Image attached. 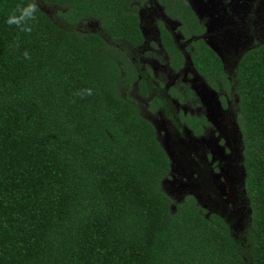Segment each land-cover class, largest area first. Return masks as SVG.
Returning <instances> with one entry per match:
<instances>
[{
  "label": "trees",
  "instance_id": "1",
  "mask_svg": "<svg viewBox=\"0 0 264 264\" xmlns=\"http://www.w3.org/2000/svg\"><path fill=\"white\" fill-rule=\"evenodd\" d=\"M155 1L195 71L238 96L245 226L164 188L170 158L144 110H167L166 98L129 51L145 42L147 0H39L30 34L6 23L27 0H0V264H264V38L231 74L188 0ZM87 21L97 28H77ZM158 29L180 70L184 53L162 21ZM89 87L93 95L74 97Z\"/></svg>",
  "mask_w": 264,
  "mask_h": 264
},
{
  "label": "rangeland",
  "instance_id": "2",
  "mask_svg": "<svg viewBox=\"0 0 264 264\" xmlns=\"http://www.w3.org/2000/svg\"><path fill=\"white\" fill-rule=\"evenodd\" d=\"M188 1L194 12L205 22L206 41L219 54L225 68L232 74L242 53L264 38V0ZM41 7L55 19V8L45 5ZM138 15L145 42L139 48L129 47L132 57L144 69L150 70L153 82L158 87L161 86L160 90L164 94L169 88L178 90L181 86L182 88L178 91L184 93L189 87L192 90L191 95H196V100L200 101L199 94L203 93L205 88L202 86L203 82L197 79L199 76L190 64L184 49L185 43L178 32L177 22L167 18L161 5L155 0L142 3L138 9ZM160 21L171 30L178 45L184 51L185 64L178 71L169 67L167 57L159 44L157 29ZM77 28L93 30L97 28V24L95 21H87L85 24H78ZM192 104H194L193 101ZM199 104L201 102H197L194 106ZM220 105L225 112L226 119L230 117L238 127V133L236 132L237 134L235 133L231 138L235 145L238 144L239 161H237L236 174L232 182L230 180L231 169L226 165V179L229 183H226L225 174L220 170L218 171L220 176L215 182L206 167L199 166L201 158L198 145L201 146V144L196 143L195 136L187 134L178 120L168 119L169 115L168 117L165 114L162 115L157 110L145 109L144 113L155 124L161 144L171 158L170 176L164 181L167 193L174 199H181L185 194L196 197L203 208L221 214L239 232L245 226L250 207L246 192H243L245 168L241 134L236 121L238 114L236 92L232 89L229 94L220 93ZM218 134L217 131L216 135ZM242 180L243 187L238 188Z\"/></svg>",
  "mask_w": 264,
  "mask_h": 264
},
{
  "label": "flooded vegetation",
  "instance_id": "3",
  "mask_svg": "<svg viewBox=\"0 0 264 264\" xmlns=\"http://www.w3.org/2000/svg\"><path fill=\"white\" fill-rule=\"evenodd\" d=\"M157 34L159 40V29H157ZM179 49L184 53L180 46ZM162 50L164 51L163 48ZM165 55L168 61V56L166 53ZM168 65L174 70L169 62ZM198 76L197 79H200L203 82L202 86L205 88L204 92L199 94L200 101L196 100V95L191 94L183 95L179 100L176 97L167 94L166 90L164 96L166 98L167 110L162 106H159L156 110L161 112L162 115L165 114L167 117L168 115H171V118L168 117V119L173 118V121H175V119L178 120L180 125L186 130L187 134L195 136L196 143L201 144V146L198 145L199 157L201 158L199 166L202 167L204 165L206 167L208 173L212 174L213 181L216 182L219 178V170L225 174L224 176L226 179V165H228L231 169L230 180L232 182L233 176L236 174L237 161H239V152L237 149L238 144L235 145L232 138L236 132L238 133V127L235 124V121L233 122L230 117L228 120L226 119L225 112L220 105V92L211 88L199 74ZM180 88L182 87L180 86ZM192 101L194 104L197 102H201V104L196 105L195 107L194 104H192ZM217 131L219 133L218 135H216ZM232 146L234 147L232 148ZM208 153H210V155ZM226 183H229L227 179ZM240 187H243V180L238 188ZM243 192H245V188H243ZM197 197H199V195ZM209 212L212 211L209 210Z\"/></svg>",
  "mask_w": 264,
  "mask_h": 264
},
{
  "label": "clouds",
  "instance_id": "4",
  "mask_svg": "<svg viewBox=\"0 0 264 264\" xmlns=\"http://www.w3.org/2000/svg\"><path fill=\"white\" fill-rule=\"evenodd\" d=\"M39 12V0H27L17 4V6L9 13L6 19V23L9 26H15L20 32L30 34L33 31V27L38 23ZM14 48L19 47V40L12 46ZM25 60H31L29 52L25 51L23 54ZM92 88H83L73 93L74 97L83 99L85 96L93 95ZM75 103V100H73Z\"/></svg>",
  "mask_w": 264,
  "mask_h": 264
}]
</instances>
